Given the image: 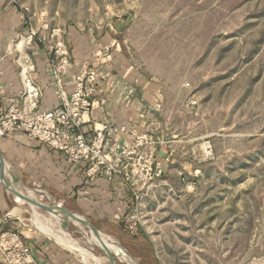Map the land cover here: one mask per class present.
<instances>
[{
  "label": "rangeland",
  "instance_id": "374dc122",
  "mask_svg": "<svg viewBox=\"0 0 264 264\" xmlns=\"http://www.w3.org/2000/svg\"><path fill=\"white\" fill-rule=\"evenodd\" d=\"M12 1L25 21L11 48L51 49L59 39L73 63V48L92 49L94 64L81 67L99 73V87L115 85L112 104L159 142L165 169L138 197H118L115 213L49 200L25 184L86 218L129 258L94 246L87 225L83 233L13 201L20 216L0 227V264H12L2 239L9 231L68 249L58 236L118 264H264V0ZM133 210L136 233L124 228Z\"/></svg>",
  "mask_w": 264,
  "mask_h": 264
},
{
  "label": "crops",
  "instance_id": "0c3cea01",
  "mask_svg": "<svg viewBox=\"0 0 264 264\" xmlns=\"http://www.w3.org/2000/svg\"><path fill=\"white\" fill-rule=\"evenodd\" d=\"M24 21L23 12L19 10L15 2L0 0V114L22 93L20 70L21 66L26 65V60L32 61L35 65L32 76L36 84L43 89V108L53 109L59 103L53 86V60L49 53L51 49L38 44L22 46L21 43L17 44L15 49L11 48V39L22 37ZM66 40L68 41V38ZM8 42H10L9 45ZM86 49L84 54L77 47L72 49L75 64L72 62L68 72L64 75V85L69 93L75 88L76 77L83 69L81 66L94 64L91 62L94 57L92 49L90 51ZM13 52H19L17 54L19 55V65L10 55ZM104 83L100 84L95 95V109L85 118L98 124L103 121L125 124L130 127L133 133L147 132L146 129L134 128V125L122 118L118 108L112 104L116 97L115 85L109 81ZM84 130L86 133H90L92 125H85ZM133 136L134 134L124 135L121 140L130 143L133 141ZM0 151L9 164L11 172L15 175L16 184L24 186V188L25 184H31L37 188V193H44L49 200L67 199L78 207L87 205L105 214L107 212L115 213L118 197L124 199L125 203L128 199L129 201L132 199V191L121 180L110 183L105 178L99 177L86 183L83 178V165L69 163L63 153L51 149L44 143L32 140L26 133L14 132L7 137H1ZM159 153L161 156H165L163 151L160 150ZM25 190L26 193L29 192L28 189L25 188ZM33 191L38 197H41L35 190ZM39 200L41 201V198ZM13 201L24 204L17 194L12 193L0 183V227L9 226L11 217L20 216L21 209L14 206ZM15 209L18 212L17 215L13 214ZM9 214L10 217L3 221L4 217ZM106 220L111 224L118 222L114 219ZM22 237L31 248L37 264H87L74 255L71 250L65 249L56 241L40 234L26 233Z\"/></svg>",
  "mask_w": 264,
  "mask_h": 264
},
{
  "label": "built area",
  "instance_id": "2783aa9c",
  "mask_svg": "<svg viewBox=\"0 0 264 264\" xmlns=\"http://www.w3.org/2000/svg\"><path fill=\"white\" fill-rule=\"evenodd\" d=\"M35 33L29 36L32 39ZM59 36L53 32L52 37ZM53 61V86L59 103L53 109L42 106L43 89L36 84L32 71L35 65L26 60L21 66L22 93L0 114V138L14 132H23L32 140L63 153L71 164L83 165L86 183L103 177L113 183L121 180L134 193L148 186L164 174V156L155 151V139L148 132L133 133L125 124L111 121L94 123L86 119L95 109V95L99 88V73L83 68L76 77V85L70 93L64 85V75L72 65L70 49L61 40L51 48ZM92 130L86 133L85 125ZM134 134L133 141L125 143L122 136ZM135 197L137 193H135ZM129 214L124 228L130 233L138 231L139 217ZM8 259L12 264H37L31 248L20 233L5 232L2 235Z\"/></svg>",
  "mask_w": 264,
  "mask_h": 264
},
{
  "label": "bare ground",
  "instance_id": "6f19581e",
  "mask_svg": "<svg viewBox=\"0 0 264 264\" xmlns=\"http://www.w3.org/2000/svg\"><path fill=\"white\" fill-rule=\"evenodd\" d=\"M5 170H4V173H5V178L11 183V186L13 188V190L17 193V195L20 197V201L22 202V200L24 201L23 203L25 204H28V206L36 211L37 209H40V205L39 204H45L43 203L42 201L39 200L40 197H38L34 191L32 189H28L29 192L26 193L25 191V188L24 186H19L16 184L15 182V175L11 172L10 170V167H9V164L5 161ZM18 177V176H17ZM27 199H25V198ZM47 205H55L57 207H60L58 206L56 203L55 204H47ZM42 211V210H41ZM24 213V212H23ZM13 214L17 215L18 212L17 210L15 209L13 211ZM49 215V214H47ZM50 215L55 217V219H59V220H63L64 223H67L68 222H72L74 223L76 226H77V229L80 231V232H83V233H86L88 232L89 230L85 227V223L75 217L73 218H65L63 213L61 212L60 208L55 210V212H50ZM51 217H49L50 219ZM48 219V220H49ZM53 219V218H51ZM67 220V221H66ZM55 222V221H54ZM54 225V224H53ZM47 226V225H46ZM55 226V225H54ZM63 226V225H61ZM38 227L45 233L49 234V235H52L50 230L43 227L42 225H38ZM89 228V227H88ZM90 229V228H89ZM59 230V229H58ZM62 230V229H60ZM91 230V229H90ZM64 231V229H63ZM94 235H95V238L92 240L94 243V245H96L97 248L101 249V250H111V251H114V253L116 255H122L123 257H126V258H129V255H127L124 251H122L121 249H112L111 247H109L107 245V239L105 236H103V234H101L102 232H97L94 231V230H91ZM65 233V232H64ZM59 234V233H58ZM60 236V235H59ZM63 236V235H62ZM58 240L63 244V245H66L68 247L69 250H71L72 252H76L78 253L80 256H81V259L83 262L87 263V264H118L117 262H115L113 259H111L110 257H106L104 256L103 258H100V257H97L95 254L89 252L87 249H84V248H81L79 246H76L74 245L73 243H70L68 242L67 240L65 241L64 239H61V237H58ZM68 239V238H67ZM69 240V239H68ZM74 241V240H73ZM77 242V241H76ZM82 246V245H81ZM77 255V254H76Z\"/></svg>",
  "mask_w": 264,
  "mask_h": 264
},
{
  "label": "water",
  "instance_id": "95a60500",
  "mask_svg": "<svg viewBox=\"0 0 264 264\" xmlns=\"http://www.w3.org/2000/svg\"><path fill=\"white\" fill-rule=\"evenodd\" d=\"M4 169H5V159L4 157L2 156V153L0 151V183L5 186L7 189H9L10 191H12V193H15L17 194L12 186H11V183L5 178V173H4ZM25 198V197H24ZM27 199V198H25ZM40 205V208L47 211V212H55V210L59 209L61 210V212L63 213L64 217L65 218H77L81 221H83L91 230H94L96 231L97 228L91 224L86 218H84L83 216H81L80 214H77V213H73L71 211H69L68 209L64 208V207H57L55 205H47V204H39ZM10 217V214L7 215L6 217H4L3 221H5L7 218Z\"/></svg>",
  "mask_w": 264,
  "mask_h": 264
},
{
  "label": "trees",
  "instance_id": "16d2710c",
  "mask_svg": "<svg viewBox=\"0 0 264 264\" xmlns=\"http://www.w3.org/2000/svg\"><path fill=\"white\" fill-rule=\"evenodd\" d=\"M113 225V224H112ZM116 225V224H115ZM123 225V224H122ZM112 232V231H111Z\"/></svg>",
  "mask_w": 264,
  "mask_h": 264
}]
</instances>
